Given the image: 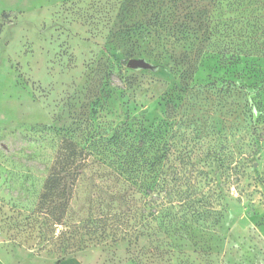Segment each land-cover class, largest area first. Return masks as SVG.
I'll return each mask as SVG.
<instances>
[{"label": "rangeland", "instance_id": "obj_1", "mask_svg": "<svg viewBox=\"0 0 264 264\" xmlns=\"http://www.w3.org/2000/svg\"><path fill=\"white\" fill-rule=\"evenodd\" d=\"M178 3L0 0V264H135L124 242L63 250L64 227L42 213L67 198L69 179L63 172L56 188L37 190L54 165H80L92 137L125 122L156 130L173 147L166 158L201 169L214 201L207 218L186 224L178 204L165 205L163 219L178 218L167 235L185 253L158 264H264V0ZM193 7L204 25L186 38L151 26L131 33L143 40L116 41L118 27L158 12L194 25L184 14ZM90 192L77 187V206ZM248 232L259 236L247 241Z\"/></svg>", "mask_w": 264, "mask_h": 264}, {"label": "trees", "instance_id": "obj_2", "mask_svg": "<svg viewBox=\"0 0 264 264\" xmlns=\"http://www.w3.org/2000/svg\"><path fill=\"white\" fill-rule=\"evenodd\" d=\"M173 1L175 4L179 2L176 5L178 9H184L181 4L185 0ZM138 2L145 5L154 2L164 4L165 0ZM193 8L194 11L184 14L188 17L190 15L189 20H193L194 25L184 21L186 16L180 14L176 15L172 23L166 21V17L162 15V21L158 12L154 14V21L149 19L118 27L114 36L116 41L131 45L143 40H133L132 32L161 26L168 27L169 30L175 28L176 32L186 38L198 32L204 25L202 19H199L202 18L200 9ZM167 16L169 19L172 14L168 13ZM194 16L196 20L192 18ZM158 134L156 130L150 131L143 126L133 129L132 125L125 122L117 125L109 136L101 133L97 138L92 137L93 140L84 147L85 156L80 165L66 167L58 164L52 167L51 173L44 181L45 186L37 190L45 194L46 191L56 188L63 172L69 179L68 196L59 203L60 210H56L58 207L53 205V209L42 213L51 224L64 227L57 235V238L62 237L59 246L63 250L69 251L72 247L82 249L88 246L87 242H124L126 251L135 264H158L166 254L172 256L176 251L183 252L167 235L169 231L166 225L174 224L178 218L175 213L170 212L172 217L163 219L167 208L165 205L178 204L182 212L179 219H183L180 223L186 224L194 218H207L214 201L204 195V187L208 184L201 179L203 171L197 169L190 160L185 161L183 157L166 158L167 155H173V147L167 145L165 148ZM215 157L223 173L228 175L233 170L231 165L227 161L225 163V159L220 155ZM165 159L169 162L166 167ZM187 165L191 166L190 169ZM79 186L92 190V193L85 197L83 207L77 206L78 201L73 197ZM183 231L187 234L185 227L180 229V234ZM65 233L67 236H63ZM258 236L254 232H248L243 238L251 241ZM258 239L264 242L260 236ZM262 255L264 256V252Z\"/></svg>", "mask_w": 264, "mask_h": 264}, {"label": "crops", "instance_id": "obj_3", "mask_svg": "<svg viewBox=\"0 0 264 264\" xmlns=\"http://www.w3.org/2000/svg\"><path fill=\"white\" fill-rule=\"evenodd\" d=\"M16 264H39L35 262L16 263ZM53 264H87L80 256H69Z\"/></svg>", "mask_w": 264, "mask_h": 264}, {"label": "water", "instance_id": "obj_4", "mask_svg": "<svg viewBox=\"0 0 264 264\" xmlns=\"http://www.w3.org/2000/svg\"><path fill=\"white\" fill-rule=\"evenodd\" d=\"M127 64L131 67L146 65V63L144 61L137 59V58H129L127 60Z\"/></svg>", "mask_w": 264, "mask_h": 264}]
</instances>
